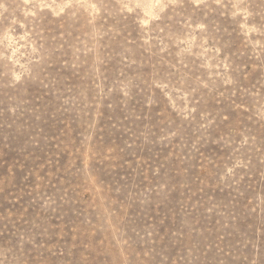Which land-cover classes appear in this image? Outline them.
<instances>
[{
  "label": "rangeland",
  "instance_id": "rangeland-1",
  "mask_svg": "<svg viewBox=\"0 0 264 264\" xmlns=\"http://www.w3.org/2000/svg\"><path fill=\"white\" fill-rule=\"evenodd\" d=\"M0 264H264V0H0Z\"/></svg>",
  "mask_w": 264,
  "mask_h": 264
}]
</instances>
